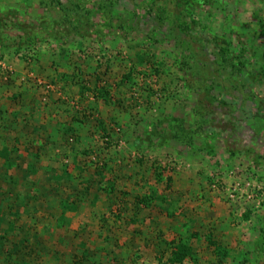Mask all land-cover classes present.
I'll return each mask as SVG.
<instances>
[{"label": "rangeland", "instance_id": "rangeland-1", "mask_svg": "<svg viewBox=\"0 0 264 264\" xmlns=\"http://www.w3.org/2000/svg\"><path fill=\"white\" fill-rule=\"evenodd\" d=\"M0 60V264H261L264 0H0Z\"/></svg>", "mask_w": 264, "mask_h": 264}, {"label": "crops", "instance_id": "crops-1", "mask_svg": "<svg viewBox=\"0 0 264 264\" xmlns=\"http://www.w3.org/2000/svg\"><path fill=\"white\" fill-rule=\"evenodd\" d=\"M6 87H7L6 85H3V84L2 86L0 85V159H4L5 161L10 162L9 163L10 166L8 168H5L4 171H37V169L45 167L43 166V163L45 162L42 160V158H40L42 160V163L40 165H37L35 159L36 158L39 159V157L35 155L30 148L27 149V152H25V151H21L22 146H17V147L13 146L14 144H18V142L25 144V141H17L16 143L12 141L11 138H9L8 136L9 130H14L13 128L19 127L20 123H18V118H16L14 114H15V111L16 112H21V111L18 109H15L16 106H14L13 103L19 104L20 101L18 98L22 96L20 94H17V95L15 94V96L18 98L16 99V97L14 96L15 97L14 99L13 97L14 93H11L12 90H9L8 87L7 89ZM9 107H12V110ZM7 116L8 118H6ZM2 118H4V121ZM43 127L44 125L40 126V128H43ZM23 128H24L23 130H26L29 127L25 123V125L23 124ZM25 153L26 154L28 153L29 156H27ZM19 160H21V162H18ZM4 164L5 162L2 163V165ZM22 165L23 167H21ZM70 170L73 171L72 166H70ZM250 222L252 221L250 220L248 222L247 221L245 222L246 224H248V225H245L246 226L245 229L249 227ZM217 226L220 232L222 230L221 233H223L224 229H227L226 231H228L227 234L229 235V236L226 235L227 238H230L232 234L235 235L236 233L239 232V229H236V223L232 219L230 220V222L228 221V219H223L221 224ZM254 238L255 237L253 236V234H250L248 239L250 240L253 239L252 241H254L255 243L256 239ZM248 248L250 249L252 248L250 255H253L256 257L255 254L256 252H258V248L254 247V245ZM260 260H261V264H264L263 257Z\"/></svg>", "mask_w": 264, "mask_h": 264}, {"label": "trees", "instance_id": "trees-1", "mask_svg": "<svg viewBox=\"0 0 264 264\" xmlns=\"http://www.w3.org/2000/svg\"><path fill=\"white\" fill-rule=\"evenodd\" d=\"M169 180L171 181L172 179L169 178ZM144 200H145V199H144ZM86 248H87V246H86ZM88 251H89V250H88ZM189 253H191V250H190L189 248H188V249L182 248V249H181V252H180L179 254H177L178 257H177V261H176V262L183 261V260L185 259L186 255L189 254ZM85 255H86V251H85L84 256H85ZM83 259H84V258H83Z\"/></svg>", "mask_w": 264, "mask_h": 264}, {"label": "built area", "instance_id": "built-area-1", "mask_svg": "<svg viewBox=\"0 0 264 264\" xmlns=\"http://www.w3.org/2000/svg\"><path fill=\"white\" fill-rule=\"evenodd\" d=\"M3 66V61L0 60V68Z\"/></svg>", "mask_w": 264, "mask_h": 264}]
</instances>
